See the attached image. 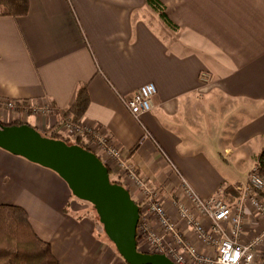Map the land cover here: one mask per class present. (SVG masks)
I'll return each instance as SVG.
<instances>
[{
  "label": "crops",
  "instance_id": "1",
  "mask_svg": "<svg viewBox=\"0 0 264 264\" xmlns=\"http://www.w3.org/2000/svg\"><path fill=\"white\" fill-rule=\"evenodd\" d=\"M160 1L174 25L146 0H28L24 15L0 14V100L24 102L23 121L48 132L84 84L78 122L116 145L120 159L99 156L92 134L78 136L133 200L141 192L119 161L164 203L182 199V180L202 199L225 196L264 146V0ZM148 82L153 108L137 119L123 99ZM5 111L0 104L1 122ZM72 197L54 171L0 148V204L25 209L59 264H125L90 217L74 215Z\"/></svg>",
  "mask_w": 264,
  "mask_h": 264
},
{
  "label": "built area",
  "instance_id": "2",
  "mask_svg": "<svg viewBox=\"0 0 264 264\" xmlns=\"http://www.w3.org/2000/svg\"><path fill=\"white\" fill-rule=\"evenodd\" d=\"M200 79L207 83L209 75L202 72ZM156 92L153 82L145 83L130 98L123 99V104L138 119L153 108ZM21 102L0 100V104L10 110ZM56 128L71 137L92 134L99 156L120 159L121 152L116 145L72 117L65 118ZM119 166L141 192L138 201L134 200L140 213L136 228L138 251L163 254L174 264H254L255 252L264 241V178L259 174L257 163L249 169L245 182L232 186L237 194L233 204H228L220 192L202 199L182 180L183 197L173 201L180 222L169 214L158 187L143 181L126 163L119 161ZM248 213L257 218L263 228L247 239L244 219ZM182 228L190 234H185Z\"/></svg>",
  "mask_w": 264,
  "mask_h": 264
},
{
  "label": "water",
  "instance_id": "3",
  "mask_svg": "<svg viewBox=\"0 0 264 264\" xmlns=\"http://www.w3.org/2000/svg\"><path fill=\"white\" fill-rule=\"evenodd\" d=\"M0 148L54 171L74 197L91 203L126 264H174L163 254L137 250L139 205L125 186L111 181L107 166L91 150L45 136L27 123H0Z\"/></svg>",
  "mask_w": 264,
  "mask_h": 264
},
{
  "label": "trees",
  "instance_id": "4",
  "mask_svg": "<svg viewBox=\"0 0 264 264\" xmlns=\"http://www.w3.org/2000/svg\"><path fill=\"white\" fill-rule=\"evenodd\" d=\"M146 2L163 22L170 26L174 25L160 0H146ZM27 10L28 0H0V14L2 15L18 17L24 15ZM87 102L86 85L83 84L77 89L75 100L68 109L73 115L74 121L78 122V119L81 118L87 107ZM24 104V102L17 103L15 111L20 112L24 108ZM0 123L3 125H20L26 122L17 120L9 123L0 121ZM51 131L49 130L45 135L69 143V140L59 132ZM73 141V143L90 150L89 141L85 142L79 136L75 137ZM255 163L258 164L259 174L264 178V146ZM110 179L112 182L123 185L119 179L111 176V174ZM223 191L227 195L231 194L234 197L237 195L232 186L224 187ZM0 264H59L52 254L50 244L38 237L29 222L27 212L17 205L0 204Z\"/></svg>",
  "mask_w": 264,
  "mask_h": 264
},
{
  "label": "rangeland",
  "instance_id": "5",
  "mask_svg": "<svg viewBox=\"0 0 264 264\" xmlns=\"http://www.w3.org/2000/svg\"><path fill=\"white\" fill-rule=\"evenodd\" d=\"M3 108L7 111V113H8L7 115L9 116V118L7 117L5 119L4 123H9V122L17 121V120L23 121L24 117H25V114H27V113H29L31 111V109L29 107H27V106H24V108H22L23 112L15 111V108L12 109V110L7 109L6 107H3ZM67 117L68 116H66L65 118H67ZM69 117H73V115L70 114ZM53 131H55L56 133L58 132L57 128L52 129L51 132H53ZM40 133L45 135L48 132H44V131L42 132L41 131ZM61 135L66 137L68 140H70L71 142H69V143H73L72 140L75 139V137H70L71 138L70 139L68 137V134H61ZM223 197H225V201L228 204H233L234 201H235L234 196H232L231 194H228V195L226 194ZM72 198H73V200H75L76 204H78V207H77L78 211L75 212L74 215L75 216H79V217H81V216L90 217L93 220V222H94V230H95L96 234L98 235V237L102 238L104 241L109 242L110 244L113 245V243H111V241L105 235L103 227H102V224L99 222L98 216H97V214L95 212V209L93 208V205L91 203H89V202H86V201H83V200H79V199H77L74 196ZM163 200H164V198H163ZM165 207L168 210L169 214L171 216H173V218H175V221L180 222L179 220H177L178 217H177V213H176V206L173 203V200L167 201V202L165 201ZM249 213H248V215H250V216L248 218H249V220L253 221V224H252V229H246L245 228V231L248 234L247 235L245 233V236L247 237V239L250 238L251 236H253L255 233H257L260 229L263 228L260 225V222L258 221V219L254 218L253 215L249 214ZM113 247H114V245H113ZM253 262H254V264H262L264 262V241L261 243V245L256 250L254 258H253Z\"/></svg>",
  "mask_w": 264,
  "mask_h": 264
}]
</instances>
